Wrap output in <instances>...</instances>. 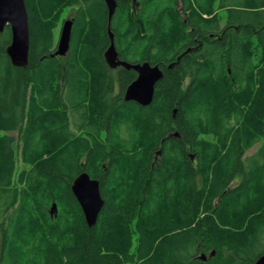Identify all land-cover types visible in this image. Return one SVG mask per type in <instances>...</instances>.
Instances as JSON below:
<instances>
[{"label": "trees", "instance_id": "obj_1", "mask_svg": "<svg viewBox=\"0 0 264 264\" xmlns=\"http://www.w3.org/2000/svg\"><path fill=\"white\" fill-rule=\"evenodd\" d=\"M25 2L27 66L0 33V264L264 255V0H116L120 59L163 71L145 106L123 95L138 73L105 58V0ZM68 10L70 48L53 56ZM82 172L105 200L93 226L71 188Z\"/></svg>", "mask_w": 264, "mask_h": 264}, {"label": "water", "instance_id": "obj_2", "mask_svg": "<svg viewBox=\"0 0 264 264\" xmlns=\"http://www.w3.org/2000/svg\"><path fill=\"white\" fill-rule=\"evenodd\" d=\"M108 10V34L110 45L105 52V58L111 67L123 66L134 69L138 76L132 81L124 93L126 101H135L141 105L152 102L157 82L163 77V71L159 64L151 65L149 62L130 63L122 60L115 45V37L111 31V22L117 6L116 0H105ZM9 25L12 39L7 48V53L16 66H27L30 52V28L29 15L25 0H0V33ZM72 18L64 20L60 37L53 56L66 55L70 48L72 36ZM171 66V65H170ZM177 109H174V115ZM175 135H177L175 133ZM72 191L77 198L89 226L97 223L100 212L104 207L105 200L100 189V181L91 177L88 172L80 173L72 184ZM51 214L57 212V204L54 202L50 209ZM205 260L206 256L202 255ZM252 264H264V255L260 256Z\"/></svg>", "mask_w": 264, "mask_h": 264}, {"label": "rangeland", "instance_id": "obj_3", "mask_svg": "<svg viewBox=\"0 0 264 264\" xmlns=\"http://www.w3.org/2000/svg\"><path fill=\"white\" fill-rule=\"evenodd\" d=\"M224 12H225V10H222V12L220 13V14L222 15V23H223V24L225 23V15H226ZM69 15H70V16H73V12H72L71 10H68V11L66 12L65 17H64V19H63L62 22H64V20L67 19V18L69 17ZM62 24H63V23H61L60 26L57 28V30H56V33H57V34H60V30H61V28H62ZM259 146H260V143H258V144H256L255 146H253L251 149H249V150L247 151V155H250V154H252L253 152H255V151L258 149Z\"/></svg>", "mask_w": 264, "mask_h": 264}, {"label": "bare ground", "instance_id": "obj_4", "mask_svg": "<svg viewBox=\"0 0 264 264\" xmlns=\"http://www.w3.org/2000/svg\"><path fill=\"white\" fill-rule=\"evenodd\" d=\"M180 5H181V4H180ZM247 10H248V9H247ZM242 12H243V11H242ZM74 14H75V13H74ZM108 19H109V18H108ZM62 23H63V22H62ZM72 34H73V33H72ZM55 49H56V48H55ZM105 61H106V60H105ZM146 61H147V60H146ZM128 62H129V61H128ZM166 64H167V63H166ZM170 65H171V64H170ZM170 65H169V67L172 66V65H171V66H170ZM120 67H122V66H120ZM116 68H117V67H116ZM125 90H126V89H125ZM123 95H124V94H123ZM74 131H75V130H74ZM86 133H87V132H86ZM80 134H81V133H80ZM75 138H76V137H75ZM77 139H79V138H77ZM72 184H73V183H72ZM100 186H101V185H100ZM57 206H58V204H57ZM58 207H59V206H58ZM50 209H51V208H50ZM56 214H58V209H57V213H56ZM84 216H85V215H84ZM53 219H55V218H52V220H53ZM214 252H215V251H214ZM205 253H206V252H205ZM214 254H215V253H214ZM220 254H222V252H220ZM199 255H200V254H199ZM202 261H203V260H202Z\"/></svg>", "mask_w": 264, "mask_h": 264}, {"label": "flooded vegetation", "instance_id": "obj_5", "mask_svg": "<svg viewBox=\"0 0 264 264\" xmlns=\"http://www.w3.org/2000/svg\"><path fill=\"white\" fill-rule=\"evenodd\" d=\"M69 18H73V16H70V15H69V17H68L67 19H69Z\"/></svg>", "mask_w": 264, "mask_h": 264}]
</instances>
